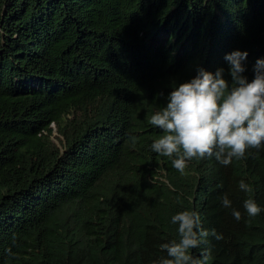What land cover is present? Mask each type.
Returning <instances> with one entry per match:
<instances>
[{
    "label": "trees",
    "instance_id": "obj_1",
    "mask_svg": "<svg viewBox=\"0 0 264 264\" xmlns=\"http://www.w3.org/2000/svg\"><path fill=\"white\" fill-rule=\"evenodd\" d=\"M234 49L251 79L264 0H0V264H149L185 208L223 233L192 250L208 264H264V212L236 187L264 204V149L181 175L149 147L157 94Z\"/></svg>",
    "mask_w": 264,
    "mask_h": 264
},
{
    "label": "clouds",
    "instance_id": "obj_2",
    "mask_svg": "<svg viewBox=\"0 0 264 264\" xmlns=\"http://www.w3.org/2000/svg\"><path fill=\"white\" fill-rule=\"evenodd\" d=\"M248 56L247 50L234 49L224 56L227 69L220 66L210 71L199 66L195 75L176 83L166 96L162 91L157 94L165 103L147 121L161 134L149 147L168 158L181 175L193 158H214L229 166L234 159L251 155V149H264V57L256 59L249 79L245 75ZM131 140L135 143L137 137ZM236 187L246 197L244 215L251 218L264 212V204L247 195L252 192L248 180L239 178ZM219 201L236 221L241 220L242 212L232 206L229 192H223ZM170 222L176 225L177 237L161 243L163 254L149 264H208L210 249H202L200 255L192 250L208 243L209 237L223 239V233L202 226L201 213L195 208L175 212Z\"/></svg>",
    "mask_w": 264,
    "mask_h": 264
}]
</instances>
